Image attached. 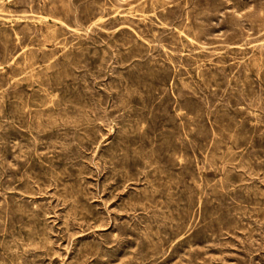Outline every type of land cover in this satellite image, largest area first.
I'll list each match as a JSON object with an SVG mask.
<instances>
[{"label":"rangeland","instance_id":"rangeland-1","mask_svg":"<svg viewBox=\"0 0 264 264\" xmlns=\"http://www.w3.org/2000/svg\"><path fill=\"white\" fill-rule=\"evenodd\" d=\"M0 264H264V0H0Z\"/></svg>","mask_w":264,"mask_h":264},{"label":"bare ground","instance_id":"bare-ground-1","mask_svg":"<svg viewBox=\"0 0 264 264\" xmlns=\"http://www.w3.org/2000/svg\"><path fill=\"white\" fill-rule=\"evenodd\" d=\"M11 16V15H10ZM146 18V17H145ZM64 26V25H63ZM256 46V45H255Z\"/></svg>","mask_w":264,"mask_h":264}]
</instances>
